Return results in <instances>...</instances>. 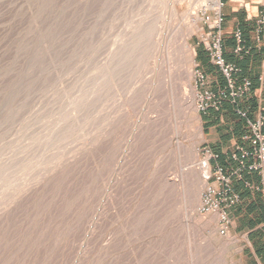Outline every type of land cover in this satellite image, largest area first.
Masks as SVG:
<instances>
[{
	"label": "rangeland",
	"instance_id": "obj_1",
	"mask_svg": "<svg viewBox=\"0 0 264 264\" xmlns=\"http://www.w3.org/2000/svg\"><path fill=\"white\" fill-rule=\"evenodd\" d=\"M165 2L167 0H0V152L4 153H0L1 158L5 155L4 159L0 158V160L5 166L7 165V169L3 170L5 166L2 164L4 166L2 167L0 164L2 167L0 169L5 172L9 168L8 171L11 173L15 171V175L14 173L10 175L14 176V179L12 177L9 179L8 171L4 173H7V178L9 177L7 183L4 182L6 175L0 172L2 173L0 179L3 177V182L9 184L7 186L10 191H15L11 193V197H8L9 200L15 197L12 201L7 200L8 198H0V264H96V262L97 264H223L221 261L223 262L224 259L228 264H243V238L223 225L220 220L216 222V228L211 226L213 229L211 228L210 233L203 227L193 226V221L190 222V214L193 211L190 206L184 204L179 188L166 186L163 178L170 173L173 175L179 173L182 166L178 163L179 157H175L177 155L173 157V154H176L174 146L178 141L188 146L197 142L199 126L204 133V138L197 142L200 147L199 157L208 161L209 169L212 167V153L205 149L206 130L203 124L205 110H202L204 105L202 99L206 84H202L200 77L204 73L196 59V43L201 41L206 45L208 41H212L213 35L210 34L213 30L210 26L220 17L223 5H220L219 10H214L212 7L190 8L189 16L180 14L178 18H174L169 15ZM209 3L212 5V1ZM220 3L223 4L222 1ZM150 12L160 21L165 18L163 20L166 21L165 25L169 27L174 25L176 29L173 27V30L176 34L178 29L187 30L196 12L198 13V29L189 41L194 50L191 89H194V102L199 121L191 118L194 112L190 111L189 115L181 114L178 106H173L172 100L164 92L161 95L162 91H160L161 96L158 93L156 99L151 97L155 103L157 101L156 105L151 101V106L152 110L155 106L154 111L157 110L160 115L164 114L159 115V119L166 118L159 121L160 127L164 123L161 127L163 132L159 130L160 127L157 129L159 138H155L156 143H154L151 137L158 136L154 134L156 131H150L152 134L148 133L137 141V144H133L135 146L131 145L130 149L124 152L131 134V122L136 121L138 119L136 117L147 108L146 99H149V96L145 95V101L139 103L140 106L132 105L136 107L129 120L131 124L127 121L125 126L117 129L116 132L121 147L118 156L125 154L120 171L132 165L135 160V164L138 163L137 168H129L127 175L129 173L130 175L128 177L126 175L123 183H119L118 180L110 182L115 167L114 159L108 152L110 145L107 147L106 144L110 142V115L115 104L117 108L122 105L128 88L130 90L138 84L137 95H141L147 90L150 79L147 74L149 69L143 70V67L137 65L135 68L138 69L135 72L133 65L135 66L136 63L133 64L131 56L117 69L113 76L114 83L105 74L106 77L102 75L99 66L105 63L103 60L109 55L114 36L118 34L116 36L120 38L127 29L129 33L132 29L130 26L132 27ZM177 25L179 28L176 27ZM159 34L157 32V36ZM177 39L178 42L176 41L174 46L179 45L178 36ZM178 56L176 59L180 60L177 61L180 65L175 61L179 67L175 68L172 77L173 81L182 84L186 77L184 69L186 64L184 61L182 66L181 62L184 59L182 53L181 59ZM100 75L103 76L101 77L104 80L101 78L100 81L103 84L99 83ZM73 98L76 101L80 99L78 106L76 105L79 101L76 102ZM70 106H73L74 110L76 107V110L74 111ZM66 108L68 113L73 112L69 114L70 117ZM128 109L131 110V107ZM71 110L73 111L70 112ZM61 113L62 115L65 113L66 116L62 117ZM84 120L87 123L75 134L72 129L75 128L77 131L78 123ZM70 131L75 137L82 133L84 135H80L79 140L76 137L77 140L73 141L72 137H69L72 134ZM123 131L125 135L127 134L125 138ZM63 134H67L65 135L67 137L63 138ZM97 134L98 138L94 137ZM66 138L67 140H64ZM93 138L97 139V143ZM121 139H126L125 144ZM69 141H72L71 144ZM148 141L153 142L152 149ZM61 142L64 145L60 144ZM103 151L106 153L103 154ZM172 151L174 152L171 153ZM59 152L62 154L60 155ZM44 153L48 156L52 153L53 156L50 155L51 158H48ZM100 153L104 155H101L102 158ZM106 155L109 156L111 161H108L111 164L107 162ZM40 157L41 160L38 159ZM45 158L53 159L49 160L51 165L53 162V165L56 163L55 167L52 166L54 167L52 170L49 161ZM26 161H30V164ZM35 162L39 166H35ZM108 164L111 165V169L106 168ZM20 166L21 170L31 169L34 175L44 171L42 176L33 177L31 171L28 173L24 170L23 175ZM25 166L29 167L25 168ZM38 167L42 169L34 171V168ZM98 168L102 171H97ZM46 169L48 172L45 173ZM18 171L20 175L28 177V181L23 177L20 178ZM25 171L28 174L32 173L31 179L30 175H25ZM94 173L95 175L99 173L97 186ZM160 174L164 176H159ZM17 177L18 181L24 180V182H18ZM11 180H16V183ZM213 180L215 179L207 182ZM108 181L112 183L114 194V198L111 199L104 194ZM3 182H0L2 185L0 192L6 193L8 188ZM14 184L18 185L16 190ZM21 184L23 190L22 187L20 188ZM205 187L200 193V204L194 206L196 216H210L199 211L204 199ZM94 188H97V194ZM0 194L6 196V194L10 195V192L8 190L6 194ZM103 198L107 199L103 200ZM96 206L103 207V210L102 208L100 210L104 212L100 217L103 220L99 219L96 224L105 229L100 227L102 228L100 230L98 226L100 231L98 230L94 236L92 225L95 222L93 218L97 211ZM121 224L126 231H123ZM101 231L103 234H99ZM122 235H125V238H122ZM95 241L99 243L96 244ZM104 244L105 250H103ZM103 257L105 260L102 259Z\"/></svg>",
	"mask_w": 264,
	"mask_h": 264
},
{
	"label": "bare ground",
	"instance_id": "obj_2",
	"mask_svg": "<svg viewBox=\"0 0 264 264\" xmlns=\"http://www.w3.org/2000/svg\"><path fill=\"white\" fill-rule=\"evenodd\" d=\"M165 1V0H164ZM209 1H212V5H210V3H209ZM165 3H167V5L165 4V6H167V10L169 11V15H171V16H173L174 18H178L179 17V15L181 14L182 16H189V14L190 13H188L189 12V9L190 8H195V9H197V7H198V9H199V7H207V8H213L214 10H219V8H220V5H221V3H220V0H167V2H165ZM182 8V9H181ZM152 10V9H151ZM153 11V10H152ZM166 11V10H165ZM148 12H149V10H148ZM164 14H166V13H164ZM166 17V16H165ZM165 19V18H164ZM163 19V20H164ZM198 19H199V16H198V13L196 12V15L193 17V19H192V21H191V24L189 25V27H188V29L187 30H180V29H178L177 31V34H176V31L175 30H173L175 27H174V25H173V27H172V25H170V27L169 26H167V25H165V22L166 21H160V19H158V18H156V17H154V16H152L151 15V12L147 15V16H144V18L142 17V19L140 18L138 21H137V23H135L134 25H132V27L130 26V28H132L131 29V31L128 33L127 31H128V29H127V31L125 32V34L123 33V35L120 37V35H119V37L120 38H118V36H116V35H118V34H116L115 36H114V38L112 39V41H111V45H110V52H109V55H108V57H106L105 58V60H103L105 63L102 65V66H99V65H97V66H99V67H101L100 68V71L102 72V75H106L107 76V78L112 82V83H114L113 82V76H115V73H116V71H117V69L120 67V65L122 64H124V62L131 56L132 58H133V64H135L136 63V65L134 66L133 65V67L135 68L137 65L138 66H141V68L144 70V69H149V72L147 73L148 75H149V82H148V86H147V90L146 91H144L143 92V94L141 93V95H137V85L138 84H135V86L133 87V88H131L130 90H129V88L127 89L128 91H126L127 93V96H126V98H125V100L122 102V105H120V107L119 108H117L116 107V104H115V107H114V110L112 111V113H111V115H110V123H109V125H110V137H109V134L107 135L108 137H109V139H110V142H108V143H110V144H108V143H106L108 146L107 147H109V145H110V148H108V149H110L108 152H110V157L111 158H113L114 160H113V162L115 163V167L113 168V173L111 174V178H110V182H113V181H115V180H118V182L119 183H123L124 182V180L126 179L125 177H126V175H127V172H128V170H130L129 168L131 167L132 169L134 168V167H136L137 165H138V163H136L135 164V161L134 162H132L133 164L131 165H129L128 167H126L123 171H120V166L122 165L121 163L123 162V160H124V158H125V154L124 155H119L118 156V152L120 151V149H121V147H120V143L118 142L119 140H118V136H117V134H116V132H117V129H119V128H122L123 126H125V124L127 123V121H129V120H131V118H132V112L135 110V107L137 106V104H139V103H141V102H143V101H145L144 99V96L145 95H147V96H149V99L147 98L146 100V102H147V108H146V105H145V110H143L141 113H140V115L138 116V117H136L137 115V111L135 112L136 114V118H138V119H136V121H133V122H131V121H129L128 123H130L131 125V134L129 135L130 136V138H129V140H127L128 142H126V146H125V151L124 152H126V151H128L127 149H130V146L131 145H133V144H135L137 141H139L142 137H144L145 135H147L148 133H151L152 134V132H155L154 134H156L157 136H158V134H157V129L160 127L159 126V121L160 120H162L163 119V117H161V119H159V117L160 116H162V115H164V114H162V115H160L159 114V112H157V110L156 109H158V108H156L155 110L156 111H154V108H155V106L153 107V110H152V102H154L155 103V101H154V99L153 100H151V97H157V95H158V93L160 92V91H162L161 92V95L163 94V92L172 100V105L173 106H178V110H179V112H181V114H185V115H189L188 113L191 111V112H194L195 114H193V116H191V118L194 120V121H199V117H198V115L196 114V112H197V107H196V105H195V102H194V98H195V93H194V89H191V77H192V74H193V57H194V50H193V48H192V46H191V44H190V41H189V39L191 38V36L195 33V31L198 29V23H197V21H198ZM159 23H161V24H159ZM169 25V24H168ZM177 28H179L178 27V25L176 26ZM176 29V28H175ZM126 30V29H125ZM121 32V31H120ZM122 32H124V31H122ZM121 32V33H122ZM157 32H158V34H159V36H157ZM127 33V34H126ZM177 36H178V38H179V45H177V46H174V44H175V42L177 41L178 42V39H177ZM157 37L159 38V39H157ZM154 38H156V40L154 39ZM177 39V40H176ZM178 44V43H177ZM179 46V47H178ZM153 48V49H152ZM180 53V55L178 56V54ZM181 53H182V55H183V62H181L182 63V66H183V63H184V61H185V64L186 65H184V66H186V68L184 67V69L186 70V77H184V80L185 81H183L182 82V84H178V83H176V81H173V77H172V74L174 75V70H176L179 66H177V64L178 65H180V63L178 62L177 63V61H180V60H177L176 58H177V56L179 57V59H181ZM103 61H102V63H103ZM175 61H176V63L177 64H175ZM99 64H101V63H99ZM176 66V67H175ZM150 67V68H149ZM96 68H98V67H96ZM140 68V69H141ZM152 68V69H151ZM176 68V69H175ZM138 69V68H137ZM136 68H135V72H136V70H137ZM141 69V70H142ZM151 69V70H150ZM96 70H98V69H96ZM139 71V70H138ZM137 71V72H138ZM100 73V72H99ZM146 74V75H147ZM102 75H100V79H99V83H101L100 81H101V78L103 77ZM104 75V76H105ZM102 76V77H101ZM105 76V77H106ZM98 79V78H97ZM107 79V80H108ZM102 80H104L103 78H102ZM106 81V80H105ZM96 84H98V83H96ZM101 84H103V83H101ZM97 89V88H96ZM100 88H98V90H99ZM163 89V90H162ZM159 95H160V93H159ZM160 95V96H161ZM78 97H76V99H77ZM159 98V97H158ZM158 98H157V100H158ZM74 100H75V98H73ZM73 99L71 100L72 102H73ZM82 99H83V97H82ZM156 99V98H155ZM80 99H78L76 102H78ZM74 101V102H75ZM152 101V102H151ZM70 102V101H69ZM81 101H79L78 103H77V105L76 106H78V104L80 103ZM146 102H144V104L146 103ZM116 103V102H115ZM148 103H150V105L148 104ZM156 103H157V101H156ZM156 103L154 104V105H156ZM70 104H71V102H70ZM70 104H68V105H70ZM136 105L135 107H133L132 105ZM71 105H74V104H71ZM158 105V104H157ZM139 106H140V104H139ZM144 106V105H143ZM70 107H72V109L74 110V108H73V106H70ZM128 107H131V110H129L128 109ZM141 107H142V105H141ZM157 107V106H156ZM67 108H69V107H67ZM66 108V111L68 110ZM140 108V107H139ZM125 109V110H124ZM70 110V109H69ZM73 110H71L70 112H72ZM75 110H76V107H75ZM74 110V111H75ZM175 111H176V109H175ZM65 112V111H64ZM67 113H68V111H67ZM73 113V112H72ZM72 113H68V117H70L69 116V114H72ZM171 114V113H170ZM64 115L66 116V114L64 113ZM64 115H62V113H61V116L63 117ZM134 115V114H133ZM160 115V116H159ZM172 115H174V112L172 113ZM179 116V115H178ZM166 117V116H165ZM177 117V116H176ZM186 117V116H185ZM188 117V116H187ZM189 118V117H188ZM62 119V118H61ZM164 119H166V118H164ZM163 119V120H164ZM187 119V118H186ZM63 120V119H62ZM65 120V119H64ZM189 120H191V119H189ZM192 121V120H191ZM186 122V121H185ZM87 123V121H83L82 123H78V125H77V127H79V128H77L78 130L76 131V129L74 128V129H72V131L75 133V132H79V129H82V127L85 125ZM163 123V122H162ZM175 123V122H174ZM166 124V123H165ZM182 124V123H181ZM163 126H164V123L162 124ZM161 125V127H163ZM158 126V127H157ZM198 126V125H197ZM126 127H129V125H126ZM125 127V128H126ZM157 127V128H156ZM161 127H160V131L162 130L161 129ZM166 127V126H165ZM165 127H164V129H165ZM177 127H179V125H177ZM155 128H156V130H155ZM75 130V131H74ZM125 130V129H124ZM152 130H154V131H152ZM121 131H122V129H121ZM121 131H119L120 133H121ZM150 131H152V132H150ZM179 131V130H178ZM177 131V132H178ZM71 132V131H70ZM69 132V133H70ZM73 132H71L72 134H70V138L72 137V139H73V141H76L77 139L79 140V137H81L82 135H84L83 133L82 134H78V135H76V137H78L77 139H76V137H75V135L73 136ZM108 132V133H109ZM161 132H163V130L161 131ZM120 133H119V135H120ZM130 133V132H129ZM165 133V132H164ZM76 134V133H75ZM122 134V133H121ZM153 134V135H154ZM161 134V133H160ZM65 135H67V134H65ZM64 134L62 135L63 136V138H65V137H67V136H65ZM69 135V134H68ZM72 135V136H71ZM100 135V134H99ZM150 135V134H149ZM149 135H148V137H149ZM155 135V136H156ZM65 136V137H64ZM95 136H97L96 138H98V134L97 135H94V137ZM123 136H124V138H125V136H127V134L125 135L124 134V131H123ZM162 136V135H161ZM165 136V135H164ZM73 137H75V138H73ZM100 138L102 137L101 135L99 136ZM172 137V136H171ZM61 138V137H60ZM119 138H120V136H119ZM122 138V137H121ZM151 138H153V141H154V143H156L155 142V138L157 139V138H159V136L158 137H151ZM196 138V137H195ZM197 138H198V141L197 142H199L200 140H202L203 138H204V133H203V130H202V127L201 126H199L198 127V132H197ZM74 139H76V140H74ZM105 139H107V138H105ZM126 139H128V137L126 138ZM126 139H124V140H126ZM144 139V138H143ZM146 139V138H145ZM161 139V138H160ZM164 139V138H163ZM62 141H64V140H67V138L66 139H61ZM71 140V139H70ZM93 140H95L94 142L95 143H97V139H95V138H93ZM122 140V139H121ZM124 140H122L123 141V144H125L124 143ZM150 140V139H149ZM152 140V139H151ZM162 140V139H161ZM107 141V140H106ZM167 141H169V140H167ZM167 141H164V142H166L167 143ZM70 142V141H69ZM68 142V143H69ZM72 142V141H71ZM71 142L69 143V144H71ZM143 142H144V140H143ZM149 142V141H148ZM147 142V143H148ZM160 142V141H159ZM197 142H193V143H191L190 144V146H188V145H183V143L180 141H178V142H176V146H174V148H175V152L174 151H172L171 153H176V154H173V157H174V155H177V156H175V157H179V160H180V162H178V163H180L181 164V169H179V173L177 174V173H175L174 175L173 174H168L167 175V177L165 178V177H163L162 176V174H160L159 176H162L165 180H164V183L166 184V186H172L173 188H176V187H178L179 188V190H180V192H181V194H182V197H183V201H184V204H187L188 206H190V208L192 209V211H193V213H191L190 214V222H191V220L193 221V223H194V225L193 226H197V227H203V228H205V230H208V232L210 233L212 230H211V226H213V228H214V226H215V228H216V222L218 221V220H220L219 218H220V215L216 212V213H212V214H210V216L209 215H206V216H209V217H204L203 215H200V216H196L195 215V211H196V208H194V206H196V205H198V204H200V193H201V191L203 190V188L206 186V184H207V180H208V175H209V163H208V161L207 160H202V159H200V157H199V148L200 147H198V143ZM128 143V144H127ZM150 143V142H149ZM151 143H153V142H151ZM149 144L150 146L151 145H153V144ZM169 143V142H168ZM167 143V144H168ZM60 144H62V145H64L62 142L60 143ZM66 144H67V141H66ZM123 144H122V146H123ZM137 144V143H136ZM145 144V143H144ZM160 144H161V142H160ZM157 145V144H156ZM171 145V144H170ZM133 146H135V145H133ZM132 146V147H133ZM146 146V145H145ZM149 146V147H150ZM154 146H155V144H154ZM154 146H153V148H154ZM165 146V145H164ZM63 147V146H62ZM106 147V148H107ZM131 147V148H132ZM144 147V146H143ZM64 148V147H63ZM63 148H61V149H63ZM97 148V147H96ZM161 148V147H160ZM60 149V150H61ZM107 149V150H108ZM119 149V150H118ZM149 149V148H148ZM150 149H152V146L150 147ZM157 149V148H156ZM59 150V151H60ZM63 150H65V149H63ZM98 150V149H97ZM118 150V151H117ZM145 150V149H144ZM169 150V149H168ZM170 150H172V149H170ZM62 151V150H61ZM66 151V150H65ZM65 151H64V153H65ZM153 151H155V150H153ZM67 152V151H66ZM105 151H103V154H105L104 153ZM121 152V151H120ZM123 152V153H124ZM146 152V151H145ZM160 152V151H159ZM0 153H3V152H0ZM60 153V155L62 154V152H59ZM64 153H63V155H64ZM4 154V153H3ZM45 154V153H44ZM52 153H50V155H51ZM66 154V153H65ZM103 154H99L100 155V157H101V155H103ZM147 154V153H146ZM45 155H47L48 156V154H45ZM50 155L48 156V158H51L50 157ZM56 156H58L57 154H55ZM62 155V156H63ZM67 155V154H66ZM66 155H64V156H66ZM118 156V158H117V156ZM140 155H141V153H140ZM144 155H145V153H144ZM172 155V154H171ZM3 156V155H2ZM39 156H41V155H39ZM38 156V157H39ZM46 156V157H47ZM51 156H53V155H51ZM104 156V155H103ZM102 156V157H103ZM107 156V155H106ZM109 156H107L108 158H109ZM166 156V155H165ZM3 157H5V155L3 156ZM1 158V154H0V158L1 159H4V158ZM99 157V156H98ZM97 157V158H98ZM99 157V158H100ZM101 157V158H102ZM106 157V158H107ZM138 157V156H137ZM144 157V156H143ZM174 157V158H175ZM48 158H45V160L47 159V161H49L50 159H48ZM53 158V157H52ZM61 159H62V157H60ZM100 158V160H102ZM107 158V162L108 163H110L108 160H110V158L108 159ZM157 159H158V157H156ZM155 158V159H156ZM38 159H42V157H40V158H38ZM43 159H44V157H43ZM54 159V158H53ZM52 159V160H53ZM56 159H57V157H56ZM60 159V160H61ZM104 159V158H103ZM137 159V158H136ZM143 159V158H142ZM156 159V161H158ZM160 159V158H159ZM177 159V158H176ZM39 160V161H40ZM44 160V161H45ZM52 160H50V161H52ZM55 160V159H54ZM58 160V159H57ZM96 160V159H95ZM99 160V161H100ZM106 160V159H105ZM50 161H49V163H50ZM98 161V160H97ZM111 161V160H110ZM0 164L2 165H4L5 163H2V161L0 160ZM4 162H6L5 160H4ZM27 163H29L30 161H26ZM26 162H24V163H26ZM55 162H56V160H55ZM101 162H103V161H101ZM24 163L22 164L23 166H24ZM48 162H46V164H47ZM54 163V162H53ZM53 163H52V165H51V163H50V167H51V170L55 167V164L53 165ZM95 163H97L98 164V162H95ZM30 164V163H29ZM28 164V165H29ZM33 163H31V165H32ZM43 164H45V162L43 163ZM104 164H105V162H104ZM111 164V163H110ZM2 165V167H4ZM21 165V164H20ZM27 165V164H26ZM37 165V163L35 162V166ZM48 165V164H47ZM58 165V164H57ZM107 165V164H106ZM109 165V164H108ZM7 166V165H6ZM4 167V169L3 170H5V169H7V167ZM30 166V165H29ZM28 166V167H29ZM34 166V167H35ZM37 166H39V165H37ZM49 166H46V168L47 167H49ZM52 166H54L53 168H52ZM111 165H109L108 167H106L107 169L110 167ZM133 166V167H132ZM1 167V166H0ZM1 167V168H2ZM9 167V166H8ZM19 167V166H18ZM27 166H25V168H26ZM27 167V168H28ZM31 167V166H30ZM50 167L48 168V169H50ZM56 167H58V166H56ZM95 167H97V166H95ZM100 167V166H99ZM17 168V167H16ZM15 168V169H16ZM112 167H110L109 169H111ZM137 168V167H136ZM11 169V168H10ZM24 169V168H23ZM31 169H33V165H32V167H31ZM31 169H29V171H27V169H24V170H26L28 173L31 171ZM35 170L34 171H36V169L38 170H41L39 167L38 168H34ZM56 169V168H55ZM95 169V168H94ZM102 169V168H101ZM135 169V168H134ZM0 170H2V169H0ZM0 171V172H3V174L5 173V172H7L8 170H9V168H8V170H6L5 172L4 171ZM16 170H19V169H16ZM20 170H21V166H20ZM24 170H21V171H23V172H21L22 174L24 173ZM47 170V169H46ZM45 170V173L46 172H48V170L46 171ZM98 170H100L99 168L97 169V171ZM157 170V169H156ZM12 171H13V169H12ZM26 171H25V173H26ZM43 171L44 170H42V173L41 174H43ZM55 170H53V172H54ZM100 171H102V170H100ZM9 172V171H8ZM15 171H13L12 173H14ZM32 173H33V171H31ZM41 171H39V173H40ZM51 172V171H50ZM95 172V171H94ZM104 172V171H103ZM134 172V171H133ZM10 173V174H9ZM8 174V176L10 177H8L9 179H11V177H12V179H14L13 177L14 176H10L12 173H11V171L9 172ZM20 172L18 171V174H19ZM20 173V174H21ZM28 173H26L25 175H27ZM32 173H30V174H28V175H30L29 176V178L31 179V174ZM52 173V172H51ZM156 173H157V171H156ZM0 174H2V173H0ZM7 174V173H6ZM6 174H4V175H6ZM19 174V177L21 178V177H23V178H25L26 180H27V178H26V176H22V175H20ZM41 174H36V175H34V173H33V177L34 176H37V175H41ZM158 174V173H157ZM157 174H155V175H157ZM14 175H15V173H14ZM24 175V174H23ZM27 175V176H28ZM94 175H95V173H94ZM98 175H99V173L98 174H96L95 176H96V178L94 179L95 180V185H96V181H97V179H98ZM128 175H130V173L128 174ZM128 175H127V177H128ZM42 176V175H41ZM40 176V177H41ZM100 176L103 178V176L100 174ZM100 177V178H101ZM5 178V177H4ZM8 178H7V175H6V178H5V180H4V182H6V180H8ZM19 178V179H20ZM99 178V179H100ZM159 178H161V177H159ZM2 179V180H1ZM1 181L3 182V177H1ZM16 179V178H15ZM162 179V178H161ZM25 180V181H26ZM0 181V182H1ZM12 181V180H11ZM16 180H13L12 182L14 183ZM17 181H18V177H17ZM28 181V180H27ZM26 181V182H27ZM101 181H102V179H101ZM100 181V182H101ZM108 181V185L104 188V190H105V196L107 197V198H109V199H111V198H114V194H113V189H112V183H110ZM3 182V185L5 184ZM9 183H10V180L8 181ZM18 182H21V183H23L24 182V180L23 181H18ZM25 182V183H26ZM7 183V182H6ZM12 183V184H13ZM16 183V182H15ZM99 183V182H98ZM102 183V182H101ZM100 183V184H101ZM1 185V184H0ZM7 185H9V184H7ZM6 184H5V186H6V188H8V186H7ZM11 185V184H10ZM18 185H20V183H18ZM18 185H16L15 186V184H14V186H15V190H16V188H17V186ZM22 185V184H21ZM93 185V184H92ZM99 185V184H98ZM2 186V185H1ZM12 186V185H11ZM10 186V187H11ZM97 186V185H96ZM4 187V186H3ZM13 187V186H12ZM22 187V188H21ZM99 187V186H98ZM6 188L4 187V189L6 190ZM20 188H21V190H23V185L22 186H20ZM93 188V187H92ZM0 189H2V187H0ZM94 189H96L95 190V194H97L96 193V191H97V188H94ZM8 190H9V192H10V195L9 194H6L7 192H8ZM11 190H13V189H11ZM18 190V189H17ZM99 190H100V192L102 191L101 190V188L99 187ZM99 190H98V192H99ZM1 191V190H0ZM7 192L5 193L4 191V193L3 192H0V193H2V195H4V194H6V196L4 195V196H0V198L1 197H4V198H8V197H11V193L13 194V192H15V191H10V188H8L7 190H6ZM18 191H20V189L18 190ZM17 193V192H16ZM102 194H103V192H101ZM15 194V193H14ZM18 194V193H17ZM16 194V195H17ZM101 194V195H102ZM1 195V194H0ZM14 198L15 197H13V199L12 198H10V200L12 201V200H14ZM99 198V197H98ZM106 198V199H107ZM3 199V198H2ZM106 199H104L103 198V200H106ZM5 200V199H4ZM3 200V201H4ZM7 200H9V198L7 199ZM6 200V202H9V201H7ZM99 200V199H98ZM1 201V200H0ZM2 201V202H3ZM100 202V201H99ZM98 202V203H99ZM102 202V201H101ZM1 203V202H0ZM97 203V204H98ZM100 204H102V203H100ZM2 205V204H1ZM3 205H5V203L3 204ZM103 205V204H102ZM101 205V206H102ZM98 206V205H97ZM96 206V207H97ZM104 206V205H103ZM185 206V205H184ZM183 206V207H184ZM201 206V205H200ZM3 207V206H2ZM6 207V206H5ZM102 208V210H103V207H101ZM101 208H98L97 207V211H96V214H94V216H95V218H93V221H94V219H95V222L93 223V225H92V234L94 235V234H96L97 232H98V230L100 229H102V228H104L105 229V227H102V226H99V224L97 225L96 223H97V221L100 219V221H101V219L102 218H100L102 215H103V213L104 212H102V210H100ZM4 209V208H3ZM1 210H2V208H1ZM103 220V219H102ZM189 220V219H188ZM192 224V223H191ZM101 225H103V224H101ZM186 225V224H185ZM98 226H99V229H98ZM121 226H123V228H124V225H122L121 224ZM100 227H102V228H100ZM126 227H128V226H126ZM196 227V228H197ZM122 228V227H121ZM212 228V229H213ZM104 229L102 230V231H104ZM191 229V228H190ZM198 229V228H197ZM200 229V228H199ZM99 230V231H100ZM128 230V229H127ZM102 231H101V233L99 232V234H103L102 233ZM123 231H126L125 230V228L123 229ZM130 231V230H129ZM189 231V230H188ZM192 231V230H191ZM190 231V232H191ZM122 232V231H121ZM198 232V231H197ZM127 233H129V232H127ZM130 234H131V232H130ZM198 234H200V233H198ZM98 235V234H97ZM96 235V236H97ZM104 235H105V233H104ZM103 235V236H104ZM129 235V234H128ZM207 235V234H206ZM95 236V235H94ZM106 236H107V234H106ZM198 236V235H197ZM202 235H200V237H201ZM205 236V235H204ZM212 237V236H211ZM100 238V237H99ZM105 238V237H104ZM110 238V237H109ZM114 238V237H113ZM112 238V239H113ZM122 238H125V235L123 236L122 235ZM210 237H208V239H209ZM231 238V237H230ZM126 239H127V237H126ZM128 239H129V237H128ZM212 239V238H211ZM107 240V239H106ZM110 240V239H109ZM130 241V240H129ZM209 241V240H208ZM214 241V240H213ZM212 242V241H211ZM222 242V241H221ZM227 242V241H226ZM95 243L96 244H98L96 241H95ZM109 243H110V241H109ZM125 243V242H124ZM124 243H123V245H124ZM128 243V242H127ZM225 243V242H224ZM129 244V243H128ZM208 244H210V242L208 243ZM109 245H111V243L109 244ZM213 245V244H212ZM225 245V244H224ZM206 246V245H205ZM210 246V245H209ZM218 246H219V244H218ZM96 247V246H95ZM104 247H105V244H104V246H103V250H105L104 249ZM211 247V246H210ZM110 248V247H109ZM123 248V247H122ZM224 248V247H223ZM96 249H97V247H96ZM99 249V248H98ZM123 249H126V248H123ZM192 249V248H191ZM95 250V249H94ZM226 250V249H225ZM224 250V251H225ZM101 251V250H100ZM96 252H98V251H96ZM95 252V253H96ZM208 252V251H207ZM102 253V252H101ZM97 254H99V253H97ZM96 254V255H97ZM210 254V253H209ZM105 255V254H104ZM101 256H103V254L101 255ZM208 256V255H207ZM206 257V256H205ZM197 258V257H196ZM99 259H100V261H101V258L99 257ZM102 259H104V257L102 258ZM135 259V258H134ZM198 259H199V257H198ZM220 259V258H219ZM224 259V258H223ZM94 260H95V258H94ZM105 260V259H104ZM97 261H98V258H97ZM99 261V263H101V262H103V260L100 262ZM207 261V260H206ZM216 261V260H215ZM139 262V261H138ZM197 262H199V260L197 261ZM221 263H223V264H228V263H226V261H225V259L223 260V262L221 261ZM96 264H97V262H96ZM103 264H105V263H103ZM195 264V263H194Z\"/></svg>",
	"mask_w": 264,
	"mask_h": 264
},
{
	"label": "crops",
	"instance_id": "obj_3",
	"mask_svg": "<svg viewBox=\"0 0 264 264\" xmlns=\"http://www.w3.org/2000/svg\"><path fill=\"white\" fill-rule=\"evenodd\" d=\"M220 1L223 2L219 26L224 56L241 69L239 81L252 82L249 97L237 104L226 101L219 109L208 108L203 112L205 149L212 153L211 166L221 165L228 173L231 167L238 166L231 154L238 147L253 148L251 140L246 138L251 135L249 121L256 120L260 114L264 116V0ZM237 29L241 31V42L235 34ZM238 46L243 47L241 52H236ZM196 59L208 79L206 89L218 91L226 85L225 77L212 63L207 46L201 41L196 43ZM238 110L245 111L246 117ZM232 187L241 198L227 209L228 227L243 238V264H264V177L258 172L243 171L240 176L232 177Z\"/></svg>",
	"mask_w": 264,
	"mask_h": 264
},
{
	"label": "built area",
	"instance_id": "obj_4",
	"mask_svg": "<svg viewBox=\"0 0 264 264\" xmlns=\"http://www.w3.org/2000/svg\"><path fill=\"white\" fill-rule=\"evenodd\" d=\"M221 5H223L221 3ZM264 22V21H263ZM220 17L210 26L213 35L212 41L206 43L208 54L212 63L220 69L226 79V85L218 91L206 89L202 101V110L208 108L219 109L222 103L228 101L237 104L242 98L249 97L252 92V82L249 79L238 80L241 69L234 63L226 60L223 50L222 34L220 32ZM236 37L239 42L242 41L241 31L237 29ZM243 47L238 46L236 52H241ZM202 84L208 83L205 74L200 75ZM239 114L246 117L245 111L238 110ZM251 135L246 138L250 139L253 148L251 150L238 147L237 151L231 154V159L238 162L237 167H231L227 173L223 166L216 165L210 167L208 183L205 187V195L199 211L201 214L218 213L220 221L228 227L229 215L227 209L240 201V195L234 192L232 187V177L240 176L243 171L258 172L264 177V116L259 115L256 120L249 121Z\"/></svg>",
	"mask_w": 264,
	"mask_h": 264
}]
</instances>
